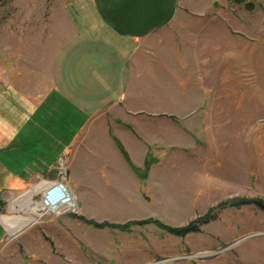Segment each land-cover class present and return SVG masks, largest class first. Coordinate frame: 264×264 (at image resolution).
I'll list each match as a JSON object with an SVG mask.
<instances>
[{
    "label": "rangeland",
    "instance_id": "rangeland-1",
    "mask_svg": "<svg viewBox=\"0 0 264 264\" xmlns=\"http://www.w3.org/2000/svg\"><path fill=\"white\" fill-rule=\"evenodd\" d=\"M50 1H0L1 61L33 72L42 51L46 65L57 40L36 27L50 24ZM181 7L174 32L131 58L120 107L105 118L136 135L113 137L114 159H90L95 182L73 193L75 209L32 202L41 192L4 193L0 264H264V213L230 205L264 201V0ZM210 212L216 219L185 237L156 224L180 229Z\"/></svg>",
    "mask_w": 264,
    "mask_h": 264
},
{
    "label": "crops",
    "instance_id": "crops-1",
    "mask_svg": "<svg viewBox=\"0 0 264 264\" xmlns=\"http://www.w3.org/2000/svg\"><path fill=\"white\" fill-rule=\"evenodd\" d=\"M181 1H50V24L36 27L38 32L48 29L57 40L46 65L42 51H36L33 72L0 60V177L7 179V188H0L3 201L11 190L23 191L20 198L30 192L36 197L39 177L57 180L62 158L68 189L72 194L87 190L95 182L90 159L117 157L113 137L132 141L131 123L105 117L120 107L131 58L185 19ZM119 86L123 91L114 98Z\"/></svg>",
    "mask_w": 264,
    "mask_h": 264
},
{
    "label": "trees",
    "instance_id": "trees-1",
    "mask_svg": "<svg viewBox=\"0 0 264 264\" xmlns=\"http://www.w3.org/2000/svg\"><path fill=\"white\" fill-rule=\"evenodd\" d=\"M0 1H2V0H0ZM237 1L241 3V2H243L244 0H237ZM250 7L252 8V6H250ZM116 143H117L119 149L122 151V153L125 155V157H126L127 160H128V156H127L125 150L123 149V147L121 146L120 142L117 141ZM154 162H155V161H154ZM152 164H153V162H149V163L146 164V172L150 169V167L152 166ZM146 174H147V173H146ZM144 177H145V176H144ZM230 205H232V206H233V205H234V206H241V205H254V206H256L259 210H261V211L264 213V201H262V200H260V199H251V200L234 201V202H232ZM4 207H5V202L2 200V198H1V196H0V213L3 212ZM79 218H80V217H79ZM215 219H216V215H214L213 212H210V213L207 214L205 217H201V218H199V219H197V220L191 222V223H190L189 225H187L186 227H184V228H180V229L171 228V227L165 226V225H163V224H161V223H159V222L152 221V220H151V221H144V222H140V223L138 222V223L127 224L126 226H110V225H109V227H111V228H118V229L123 230V231H130L132 225H135V224H136V225H145V224H149L150 222H156V224H157L160 228H162V229H164V230H166V231H168V232H170V233H172V234H174V235H176V236H178V237H185V236H187V235H189V234H192V233H199V232H200V229H201V227H202L203 225L208 224L209 222H211V221H213V220H215ZM81 220L84 221V222L86 221L84 218H81ZM86 223L94 224L95 227H97V228H99V229L108 226V225H106V224H104V225H102V224H97V223H94V222H92V221H87Z\"/></svg>",
    "mask_w": 264,
    "mask_h": 264
},
{
    "label": "built area",
    "instance_id": "built-area-1",
    "mask_svg": "<svg viewBox=\"0 0 264 264\" xmlns=\"http://www.w3.org/2000/svg\"><path fill=\"white\" fill-rule=\"evenodd\" d=\"M67 161L62 158L59 160V175L58 179L55 181H47L43 178L39 177V192L40 198L37 199L35 203H38L39 205H55L57 203H60L61 205H66L65 203H68L70 198L73 196L72 192L68 189V182H67V175H68V167L66 165ZM50 195L52 199L47 200L46 195ZM53 200V201H52ZM68 209H65L63 212L67 211ZM48 210L41 211L43 213L47 212ZM54 211V210H52Z\"/></svg>",
    "mask_w": 264,
    "mask_h": 264
},
{
    "label": "bare ground",
    "instance_id": "bare-ground-1",
    "mask_svg": "<svg viewBox=\"0 0 264 264\" xmlns=\"http://www.w3.org/2000/svg\"><path fill=\"white\" fill-rule=\"evenodd\" d=\"M46 196L50 198V195L47 194ZM65 204L66 205H61L60 203H57L55 205L52 204V205H49V208H50V210H54L56 213H59L60 210H62V209H75V205H74V201H73L72 197L70 198L69 202L65 203ZM30 208L33 211L38 212V213L39 212L42 213L41 211H43V209L39 208L36 204L32 205Z\"/></svg>",
    "mask_w": 264,
    "mask_h": 264
}]
</instances>
